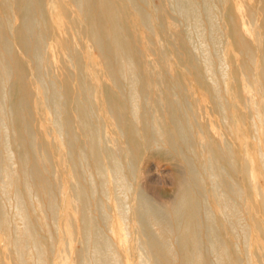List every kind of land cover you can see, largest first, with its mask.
<instances>
[{
	"label": "bare ground",
	"instance_id": "obj_1",
	"mask_svg": "<svg viewBox=\"0 0 264 264\" xmlns=\"http://www.w3.org/2000/svg\"><path fill=\"white\" fill-rule=\"evenodd\" d=\"M0 264H264V0H0Z\"/></svg>",
	"mask_w": 264,
	"mask_h": 264
},
{
	"label": "rangeland",
	"instance_id": "obj_2",
	"mask_svg": "<svg viewBox=\"0 0 264 264\" xmlns=\"http://www.w3.org/2000/svg\"><path fill=\"white\" fill-rule=\"evenodd\" d=\"M194 50L199 52L202 48L201 41L197 37L196 34H194ZM200 43V44H199ZM201 45V46H200ZM225 68V66H224ZM226 71H228L227 68H225ZM166 156L161 157H152L148 155L141 163H140V171H148L147 173L151 175L148 180L144 183V181L140 180V183L142 184L147 191H152L153 194L149 193L151 196H153L155 199L158 196V199L160 196H162L164 199H168L173 194V172L175 171V165L176 161L171 158H165ZM153 168V169H152ZM155 169V170H154ZM150 171V172H149ZM166 172V173H165ZM155 174V175H154ZM158 175V176H157ZM153 177V178H152ZM169 181H168V180ZM149 180H153V182H149ZM169 182V183H168ZM171 183V184H170ZM156 194V195H155ZM128 196H124V199L126 203L129 202ZM7 211L10 213L11 216L15 215V208L13 202L7 203ZM136 258L129 259V263H133Z\"/></svg>",
	"mask_w": 264,
	"mask_h": 264
}]
</instances>
